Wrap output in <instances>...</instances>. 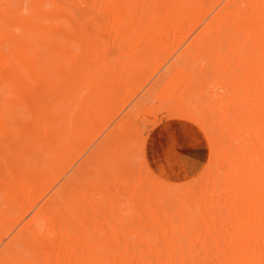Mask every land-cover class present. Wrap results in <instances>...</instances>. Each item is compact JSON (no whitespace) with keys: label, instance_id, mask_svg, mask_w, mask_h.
Instances as JSON below:
<instances>
[{"label":"bare ground","instance_id":"obj_1","mask_svg":"<svg viewBox=\"0 0 264 264\" xmlns=\"http://www.w3.org/2000/svg\"><path fill=\"white\" fill-rule=\"evenodd\" d=\"M92 31L137 60L93 73L79 131L100 124L104 135L75 172L104 151L125 171L119 186L102 193L108 201L93 205V216L88 208L78 216L66 188L49 182L71 134L63 117L68 95L85 80L76 73L100 55L69 44ZM190 36V53L201 55L209 42L218 50L205 108L197 91L205 85L174 65L133 105L117 107L128 88L122 82L146 65L140 58L150 53L149 41ZM135 42L141 44L129 49ZM179 74L189 89L173 84ZM153 90L167 94L162 107L147 110ZM160 112L195 126L206 141V166L193 181L169 183L147 164L139 132ZM134 143L147 168L136 179L127 161ZM123 184L136 202L120 218L110 211L123 203ZM0 195V264H264V0H0Z\"/></svg>","mask_w":264,"mask_h":264},{"label":"rangeland","instance_id":"obj_2","mask_svg":"<svg viewBox=\"0 0 264 264\" xmlns=\"http://www.w3.org/2000/svg\"><path fill=\"white\" fill-rule=\"evenodd\" d=\"M25 12L26 11H24V13ZM93 29L97 30V28ZM91 33H93V31ZM94 33L88 39L80 38L77 43L69 44V48L73 51L86 52L88 50H97L100 52V55L94 58H88L86 60L85 69L82 72L81 70L79 73L77 72L78 74L76 73L78 78L82 73L83 76L81 78L84 77L85 80L83 79V81L80 79L77 87L68 95V105H66L67 112L63 114V117L66 118V115L67 118L69 117L71 134L65 139L66 153L61 163L54 166L49 182V184L52 185L56 184V188L60 186L66 188V191H68L66 194V204L70 206L75 203L76 214L78 216L85 214L87 208L90 210L89 216H93L95 213L93 205L99 200H104L105 203L108 201V198L104 197L103 192H106V188L110 186L112 188L119 186L121 184L120 182H123V177L121 176L122 171H125L122 167L115 165L114 161L116 154H114L113 151H104L106 155L103 153V155L86 170L78 174L75 172L76 168L83 162L89 153L94 150L95 146L104 135V131L101 132L104 127H100V124L89 129L86 133L79 131L81 125L87 120V113L84 107L85 103L89 102L92 97L89 85L91 80L96 77L93 73L98 68L103 72L104 70L106 72H112L113 70L119 71L122 68L130 67L129 65L137 60L136 55L133 53L124 55L118 52L116 47L119 42L110 38L109 35L97 36V33ZM156 41L157 40L153 39L149 41L148 44L151 46L150 53L140 58L146 65L143 68L138 67V69H140L139 74L129 76L127 80L122 82L124 85L128 86V88L126 89L127 91L125 90V94L123 93L119 99L121 103H118L117 107L123 104V102H127V107L133 105L131 102L134 103L143 97L144 93H146L155 79L171 65H174L175 67L185 70L184 74H189L193 82L197 80L200 87L205 85V88L202 87L199 88L200 90H197L199 93L198 103L205 108L206 104L211 101V78L216 74L219 68V64L217 63L218 50L215 44L209 42L201 55H195L188 50L193 41L192 36L179 37L165 43H157ZM140 44L141 43L136 42L132 43L129 45V49L134 48L136 45L139 46ZM184 52L187 53L188 60L183 61L180 59L176 61L178 56H180V54L182 55ZM85 56L87 58V54H85ZM203 72L204 74H201ZM99 74L97 77H99ZM184 74L177 75L173 81V84L176 83L179 85L181 91L185 84L187 85L188 83V79ZM51 77L53 78L52 73ZM218 81L219 78H216V83H218ZM196 83L195 85L198 86ZM190 84L192 85V83ZM218 87H220L219 84H217V88ZM180 89H177L176 92ZM184 91L185 90H183L182 93H184ZM158 92L159 90H153V92L150 93V98L146 101L147 110L160 108L164 104L163 102L167 91H163L160 93L161 95ZM182 93L180 94L182 95ZM201 98H203V102L201 101L202 103L200 102ZM81 99H84L85 102H82ZM169 110L171 115L176 113L174 108ZM165 115V112H160L156 119L152 116H150L151 118L147 117V120L139 132L140 138L147 139L145 145V158L147 164L158 177L169 183L175 184L188 180L193 181L194 179L192 178L195 176L197 177L201 169L203 170V167L206 166L205 164L209 153L206 141L195 126L177 120H169ZM67 121L68 119L63 120V124L66 125V123H68ZM182 152L184 154H182ZM127 161L129 166H132L134 169L132 172V177H134V179H136L138 174L146 173L147 168L142 162L141 147L139 144L134 143ZM139 164L140 167H138ZM40 191L38 192L39 194L41 193ZM1 197L2 195H0V199ZM121 197L123 203L119 207L111 208L110 211L120 212V214H118L120 218L126 213L127 207L132 206V204L136 202V200H131L132 198L128 195V191L124 184L120 186V196L118 199ZM71 218H74V216H71ZM92 222H95L94 219ZM82 231H84V229H82ZM100 232L101 231H96L98 234ZM4 234V232L0 233V250L5 244V242L2 243L1 241ZM19 250L27 257L30 255V252L25 251L23 248H19Z\"/></svg>","mask_w":264,"mask_h":264}]
</instances>
